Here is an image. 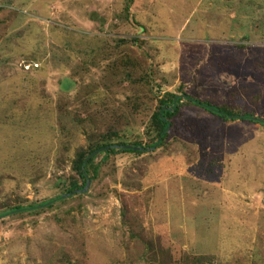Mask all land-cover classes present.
<instances>
[{"label": "rangeland", "instance_id": "1", "mask_svg": "<svg viewBox=\"0 0 264 264\" xmlns=\"http://www.w3.org/2000/svg\"><path fill=\"white\" fill-rule=\"evenodd\" d=\"M168 93L264 118V0H0V213L148 144ZM92 157L0 218V264H264L261 126L188 105Z\"/></svg>", "mask_w": 264, "mask_h": 264}, {"label": "trees", "instance_id": "2", "mask_svg": "<svg viewBox=\"0 0 264 264\" xmlns=\"http://www.w3.org/2000/svg\"><path fill=\"white\" fill-rule=\"evenodd\" d=\"M194 106L201 110H204L210 115L216 116L217 118L228 121V122H249L257 124L264 129V118L244 113H236L227 110L226 108L215 106L207 101H202L200 99L191 97L187 94H171L168 93L158 101V107L156 113L151 118L150 130V142L148 144H143L138 141L131 143L124 142H112L114 140L111 137H107L102 144L95 147L88 148L87 151H81L80 154L75 158V167L78 174V180L74 181L68 185L65 194L56 196L53 199L46 200L40 203L30 204L27 206H15L6 211L0 213V218L18 215L25 213H36L44 209H50L55 204L63 202L68 198H72L76 195L86 194L88 191H83L86 186V181L91 183L96 178L98 165L93 166L94 154H103L104 157L116 154H144L149 151L153 152L160 147H162L168 139L169 130L172 127V119L178 115L179 110L184 106ZM110 135H117L115 133H110ZM118 136V135H117ZM91 166V168H90ZM90 168V169H89Z\"/></svg>", "mask_w": 264, "mask_h": 264}, {"label": "water", "instance_id": "3", "mask_svg": "<svg viewBox=\"0 0 264 264\" xmlns=\"http://www.w3.org/2000/svg\"><path fill=\"white\" fill-rule=\"evenodd\" d=\"M89 187H90V181L87 180V181H86V186H85V188L83 189V191H87V190L89 189Z\"/></svg>", "mask_w": 264, "mask_h": 264}]
</instances>
